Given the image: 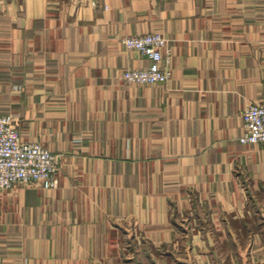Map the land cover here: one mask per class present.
<instances>
[{"label": "crops", "instance_id": "crops-1", "mask_svg": "<svg viewBox=\"0 0 264 264\" xmlns=\"http://www.w3.org/2000/svg\"><path fill=\"white\" fill-rule=\"evenodd\" d=\"M160 31L171 75L128 34ZM264 0H0V114L60 153L0 188V264H264Z\"/></svg>", "mask_w": 264, "mask_h": 264}, {"label": "built area", "instance_id": "built-area-1", "mask_svg": "<svg viewBox=\"0 0 264 264\" xmlns=\"http://www.w3.org/2000/svg\"><path fill=\"white\" fill-rule=\"evenodd\" d=\"M121 40L126 48L139 50L149 60L147 66L124 69L122 76L125 80L151 83L170 77V68L162 62H168L171 47L162 32L128 34ZM242 117L243 131L239 140L264 145V103H248ZM60 157L59 152L48 149L37 140H23L13 113L0 114V188H9L17 182L35 183L45 188L56 186Z\"/></svg>", "mask_w": 264, "mask_h": 264}]
</instances>
